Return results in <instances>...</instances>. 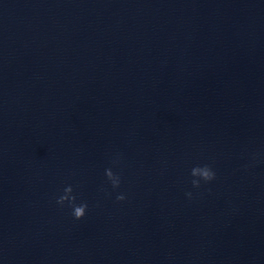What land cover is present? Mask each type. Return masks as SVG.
I'll use <instances>...</instances> for the list:
<instances>
[{
    "label": "water",
    "instance_id": "95a60500",
    "mask_svg": "<svg viewBox=\"0 0 264 264\" xmlns=\"http://www.w3.org/2000/svg\"><path fill=\"white\" fill-rule=\"evenodd\" d=\"M0 264H264V0H0Z\"/></svg>",
    "mask_w": 264,
    "mask_h": 264
},
{
    "label": "clouds",
    "instance_id": "9594fccd",
    "mask_svg": "<svg viewBox=\"0 0 264 264\" xmlns=\"http://www.w3.org/2000/svg\"><path fill=\"white\" fill-rule=\"evenodd\" d=\"M255 159V156L253 157ZM122 163V155L116 154L111 159V167H108L104 170V175L106 178V184L111 186L113 191L120 188L122 183V173L120 171H114V167H119ZM190 183L193 189H200L202 184H209L216 180L217 175L211 164H197L193 166L190 170ZM99 191L104 193L107 196L111 195V192L108 191V188L105 185H101ZM186 197L191 200L193 198V193L188 191L185 193ZM126 194L120 192L116 195V202H123L126 200ZM56 205L61 209L68 207L71 209V216L74 220H82L87 214L89 205L87 201L80 200L78 201V194L75 193L74 187L71 184H67L63 190L62 194L54 197Z\"/></svg>",
    "mask_w": 264,
    "mask_h": 264
}]
</instances>
